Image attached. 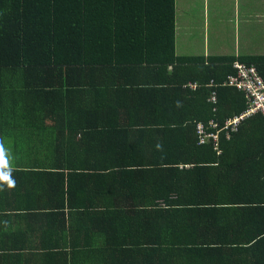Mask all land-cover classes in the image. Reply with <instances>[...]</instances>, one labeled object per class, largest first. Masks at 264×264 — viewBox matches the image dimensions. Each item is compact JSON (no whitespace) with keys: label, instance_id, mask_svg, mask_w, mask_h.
<instances>
[{"label":"trees","instance_id":"16d2710c","mask_svg":"<svg viewBox=\"0 0 264 264\" xmlns=\"http://www.w3.org/2000/svg\"><path fill=\"white\" fill-rule=\"evenodd\" d=\"M173 17L174 0H0L3 158L13 156L8 139L33 130L44 117L57 120V112H70L82 120L84 112L92 111L99 96L109 91L101 83L118 84L120 88L115 90H126V86L122 89L126 71L129 84L150 86L152 93H162L163 98H152L149 106L154 111L191 113L190 121L221 124L244 110V95L224 84L235 76L234 61L252 65L264 81V55L175 56ZM189 138L195 147L196 164L229 157L226 153L237 150L239 157L245 158L250 152L239 148L264 146V120L256 114L244 120L230 139L221 136L218 156L211 144L199 146L193 132ZM159 152L167 160L172 158L169 151ZM114 155L119 160L124 158L123 153ZM57 156L68 164L61 170L65 175L58 174L61 181L68 176V205L89 213L126 211V199L121 197L126 190L122 179L126 167L111 169L118 178L105 183L99 169L88 166L90 152H59ZM69 159H76V163L69 164ZM79 177L83 180L80 185ZM62 190L59 200L64 202ZM92 191L98 193L97 207ZM107 192L113 194L106 204L99 198ZM77 194H82V200ZM179 202L185 211L202 210L194 205L197 201L188 204L190 209L182 204L184 201ZM146 212L136 213L138 223L132 226L115 225L114 216L103 228H88L86 233L90 234L78 245L0 246V264H218L228 243H234L233 233L212 231L209 236L201 222L191 230L175 225L170 233H165V228L156 230L141 221L139 213ZM1 217L0 213V221ZM150 236L153 240H145ZM163 236H167L166 241H162ZM209 237L221 247L204 248ZM221 262L235 264L236 260L225 254Z\"/></svg>","mask_w":264,"mask_h":264},{"label":"crops","instance_id":"0c3cea01","mask_svg":"<svg viewBox=\"0 0 264 264\" xmlns=\"http://www.w3.org/2000/svg\"><path fill=\"white\" fill-rule=\"evenodd\" d=\"M173 25L178 57L264 54L259 52L264 46L254 45L264 39V0H174ZM128 78L126 71L122 88L126 90L101 83L109 91L99 96L96 105L97 100L93 101L94 109L85 111L82 120L70 112H57V120L44 117L33 130L8 139L13 156L3 158L0 174L10 173L14 186L0 181V246L78 245L90 234L88 228H103L114 216L115 225L132 226L138 223L135 214L147 211L139 213L141 221L156 230L165 228V233H170L172 225L191 230L200 222L209 236L212 231L233 233L234 243H228L225 254L235 264H264V146L239 148L250 152L245 158L237 150L226 153L229 157L196 164L189 137L192 132L196 135V125L202 121H190L191 113L151 110L152 98H163L162 93H152L150 86L131 85ZM164 150L172 158L165 159L159 152ZM59 152H90L91 160L85 165L99 169L105 183L118 178L111 169L126 167L122 175L126 190L121 192L126 211L89 213L68 205V176L63 181L58 176L65 175L61 170L68 164L59 159ZM114 153H123L124 158L119 160ZM71 163L76 159H69ZM61 188L64 202L59 200ZM112 194L99 199L107 204ZM76 198L82 200V194ZM91 198L95 203L98 193L92 191ZM179 201L187 209L197 201L194 205L202 210L185 211ZM156 211L166 214L161 217ZM166 239L163 236L162 241ZM213 240L209 237L204 248L221 247Z\"/></svg>","mask_w":264,"mask_h":264},{"label":"built area","instance_id":"2783aa9c","mask_svg":"<svg viewBox=\"0 0 264 264\" xmlns=\"http://www.w3.org/2000/svg\"><path fill=\"white\" fill-rule=\"evenodd\" d=\"M232 68L235 76L229 77L224 86L240 91L244 95V110L225 119L221 124L210 120L207 123H197L195 128L198 144H211L217 152L220 151V137L230 139L244 120L256 114L261 115L264 120V81L252 65L235 61ZM211 99L213 102L216 101L215 93H212Z\"/></svg>","mask_w":264,"mask_h":264},{"label":"clouds","instance_id":"9594fccd","mask_svg":"<svg viewBox=\"0 0 264 264\" xmlns=\"http://www.w3.org/2000/svg\"><path fill=\"white\" fill-rule=\"evenodd\" d=\"M3 153H4L3 142L0 141V164L3 163ZM0 181L6 182L8 187L14 186V181L10 179V173L0 174Z\"/></svg>","mask_w":264,"mask_h":264},{"label":"rangeland","instance_id":"374dc122","mask_svg":"<svg viewBox=\"0 0 264 264\" xmlns=\"http://www.w3.org/2000/svg\"><path fill=\"white\" fill-rule=\"evenodd\" d=\"M195 42L196 43H199V41H195ZM256 42H258V43H254V45H257L259 47L264 46V39L263 40L256 41ZM228 43H230L231 45H233V41H228ZM227 50H229V49H227ZM227 52H229V51H227ZM259 52L260 53H263L264 52V49H260ZM257 55H264V54H257ZM40 157H42V156H40Z\"/></svg>","mask_w":264,"mask_h":264}]
</instances>
